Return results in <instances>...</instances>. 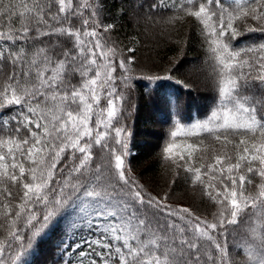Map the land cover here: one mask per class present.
Here are the masks:
<instances>
[{
    "label": "snow or ice",
    "instance_id": "6c2138e0",
    "mask_svg": "<svg viewBox=\"0 0 264 264\" xmlns=\"http://www.w3.org/2000/svg\"><path fill=\"white\" fill-rule=\"evenodd\" d=\"M149 7L194 19L209 43L217 100L189 131L233 145L234 155H215L203 172L172 159L171 144L164 158L203 186L217 212L173 207L128 175L120 114L133 61L108 46L114 25L103 23L101 0H0V264H25L35 238L85 200L94 239L61 252L75 246L78 264H264V223L254 226L264 221V43L231 44L240 25L264 33V0ZM182 131L177 123L171 136ZM187 148L190 161L197 145ZM94 149L107 155L97 162Z\"/></svg>",
    "mask_w": 264,
    "mask_h": 264
},
{
    "label": "trees",
    "instance_id": "16d2710c",
    "mask_svg": "<svg viewBox=\"0 0 264 264\" xmlns=\"http://www.w3.org/2000/svg\"><path fill=\"white\" fill-rule=\"evenodd\" d=\"M101 2L103 23L114 25L106 34L108 46L133 61L129 85L123 89L125 99L120 114V125L127 133L123 137L127 148L121 151L128 175L151 196L173 207H188L201 218L212 219L217 206L205 195L203 186L193 183L184 167L177 168L164 158V149L171 144L172 151L168 155L172 159L181 165L200 167L203 172L215 155H234L233 145L224 146L207 134L197 137L189 131L193 124L210 116L217 100L214 62L201 26L192 18L173 19L177 15L174 11L150 9L154 0ZM240 32L241 35L231 40L234 48L264 43V33L247 32L243 25ZM177 123L184 131L173 138L171 132L176 130ZM150 137L155 141L148 140ZM188 144L197 145L190 161ZM7 147L5 145L3 150ZM94 151L99 153L97 162L107 155L99 149ZM181 155L184 160H179ZM204 179L207 182V178ZM2 211L0 209V213ZM92 212L87 200L63 210L45 232L35 238L25 264H66L69 258L78 264L75 246L72 252L64 255L61 252L65 245L80 242L82 238L94 239L89 235L87 223L93 219ZM261 223L264 221L254 225L257 231ZM236 231L244 238L240 226H236ZM5 235L0 228V240ZM25 235L30 233L26 231Z\"/></svg>",
    "mask_w": 264,
    "mask_h": 264
},
{
    "label": "rangeland",
    "instance_id": "374dc122",
    "mask_svg": "<svg viewBox=\"0 0 264 264\" xmlns=\"http://www.w3.org/2000/svg\"><path fill=\"white\" fill-rule=\"evenodd\" d=\"M139 4L136 5V7H138ZM148 140H152L155 141L154 139H152V137L148 138Z\"/></svg>",
    "mask_w": 264,
    "mask_h": 264
}]
</instances>
